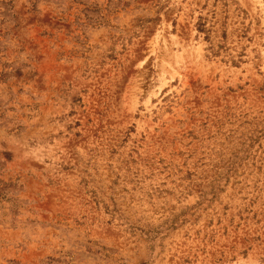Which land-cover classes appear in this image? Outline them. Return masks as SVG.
<instances>
[{"label": "rangeland", "instance_id": "374dc122", "mask_svg": "<svg viewBox=\"0 0 264 264\" xmlns=\"http://www.w3.org/2000/svg\"><path fill=\"white\" fill-rule=\"evenodd\" d=\"M0 264H264V0H0Z\"/></svg>", "mask_w": 264, "mask_h": 264}]
</instances>
